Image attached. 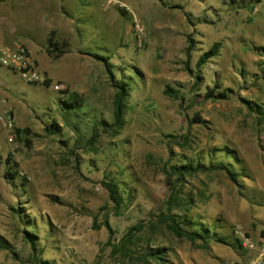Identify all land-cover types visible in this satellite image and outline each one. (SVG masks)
Returning <instances> with one entry per match:
<instances>
[{
	"label": "rangeland",
	"instance_id": "374dc122",
	"mask_svg": "<svg viewBox=\"0 0 264 264\" xmlns=\"http://www.w3.org/2000/svg\"><path fill=\"white\" fill-rule=\"evenodd\" d=\"M122 1L134 13L104 0H54L61 29L47 28L42 19L31 23L32 11L18 4L12 10L0 5L6 24L18 28L14 35L30 38L5 47L27 48L44 77L27 82L0 65V92L16 127L30 129L16 138L12 153L0 127V236L10 244L0 250V264H34L25 230L37 236L41 257L52 264H144L138 256L157 247L163 261L149 264H232L244 258L234 229L249 235L264 229V119L246 105H264V1L257 9L250 0ZM49 38L62 47L59 58L47 53ZM216 43L218 55L198 65ZM123 82L128 94L116 128L115 85ZM214 87L230 90L228 98L207 99ZM73 92L82 107L68 115L64 101ZM196 114L205 123H193ZM52 123L58 134L47 131ZM170 136L189 143L172 144ZM7 157L16 163L15 179L5 178ZM183 160L222 162L238 173L232 181L221 169L201 172L183 186L193 201L186 213H173L215 233L207 241L178 237L159 220L170 196L163 166ZM107 180L122 190L119 210ZM106 219L115 231L110 241ZM139 224L127 253L121 237Z\"/></svg>",
	"mask_w": 264,
	"mask_h": 264
},
{
	"label": "trees",
	"instance_id": "16d2710c",
	"mask_svg": "<svg viewBox=\"0 0 264 264\" xmlns=\"http://www.w3.org/2000/svg\"><path fill=\"white\" fill-rule=\"evenodd\" d=\"M255 3H259L260 0H250ZM123 12V11H122ZM49 46L47 47V53L49 55H55L56 57H60L64 51L62 47L60 46L58 41H54V39L49 38L48 39ZM220 44L216 43L214 45V48L203 54L199 60L198 65H202L207 60H209L211 57H214L218 55ZM262 50H264V47H261ZM199 79V77H196V81ZM45 84L49 86L51 84V80L47 79L45 81ZM198 84V81H197ZM116 89V96H115V108L113 110V115L115 122L112 125L113 127L120 128L123 124V115H124V106H125V98L129 87V84L123 83H117L115 85ZM230 90H227L229 92ZM167 93H171L172 96L175 99H179L180 95L175 89L168 88ZM226 90L223 91H217V89L211 88L208 92L205 93V97L207 99H227ZM247 108L251 112L257 113L260 120L264 119V105L262 104H254L250 101H246ZM64 107L65 111L69 114L72 112H77L79 108L82 107V99L81 97L76 94V92H73L70 94V98L66 99L64 101ZM193 123H205L204 120L200 117L199 114H196L194 119L192 120ZM47 131H49L52 134H58L60 132V127L56 125L55 123H52L50 127L47 128ZM15 132L17 135V139L21 138L23 135H27L30 133L29 128L25 129H19L15 128ZM98 135V132L94 133V138ZM172 138L171 143L179 145L183 147L185 144L187 145L189 143V139L187 137L184 138L183 142H180L177 137L170 136ZM26 143L30 145V140H26ZM224 152L231 155L232 158H235V155L232 151H230L227 148H224ZM170 155H174V152L172 148H170L169 151ZM11 157L6 158V162L8 164L7 170L5 172V178L7 179H15V177L19 176V173L16 169V163L13 162V164L10 165ZM170 162L164 164L163 171L166 178V185L170 190V196L165 201V206L167 207L168 213H161L160 214V221H164V223L167 224L169 229L178 237L185 238L189 241H195L197 238H201L204 241H207V238L215 237V233H213L209 228L204 226V224H201L200 221H195L193 217H189L187 214H174L173 211H183L187 212V208L189 205H191V202L193 201V198H185L183 196V186L188 182L189 177H194L198 175L199 173L203 172H210L214 171L216 169H221L222 171H225L229 178L232 181H236L238 177V173L234 172V170H231L228 168L225 163L222 162H210L208 164H203V162H198L194 160L190 161H181L180 163L169 165ZM109 178V177H108ZM24 185V184H22ZM103 185L107 188L109 191V200L113 203L114 208L116 210H119L123 203H124V197L122 195V190L120 189L119 185L113 181V180H107L103 182ZM104 224H106L108 231H109V241L111 240V237L114 236L115 231L110 226L108 219L105 220ZM185 226L189 227L186 228ZM142 230V225L139 224L138 226L132 227L127 234L121 237L120 240V248L124 249L127 253H130V249L128 248L129 245L134 244V238L136 237L135 232ZM24 238L28 241V243L31 246L32 252L30 253L29 261H31L34 264H52L51 261L43 259L41 257V254L43 253L42 249H39L38 247V239L33 232L30 230L24 231ZM262 234L264 235V229L262 230ZM206 243V242H205ZM110 244V243H109ZM112 246V243H111ZM116 245L113 244V251H116L115 248ZM10 244L0 236V250H9ZM165 256V252L163 251L162 247H157L155 249H150L149 252L146 254H142L138 256L139 261L143 262L144 264H149V259H152L156 262L163 261V257Z\"/></svg>",
	"mask_w": 264,
	"mask_h": 264
},
{
	"label": "built area",
	"instance_id": "2783aa9c",
	"mask_svg": "<svg viewBox=\"0 0 264 264\" xmlns=\"http://www.w3.org/2000/svg\"><path fill=\"white\" fill-rule=\"evenodd\" d=\"M108 5H116L125 11L134 13L132 8L122 0H104ZM264 0H260L262 2ZM24 46L19 44L15 49L0 45V65L2 68L18 73L22 79L27 82H43L44 77L37 71L34 61L28 54ZM55 89L58 91L62 88L56 84ZM15 116L12 109L7 107L6 100L0 92V127L6 134L5 146L14 153V144L16 140ZM0 143V162L4 158L5 146ZM8 158V157H7ZM234 236L239 249L243 252L244 258L235 261L232 264H264V235L262 231L258 235H249L238 227L234 229Z\"/></svg>",
	"mask_w": 264,
	"mask_h": 264
},
{
	"label": "crops",
	"instance_id": "0c3cea01",
	"mask_svg": "<svg viewBox=\"0 0 264 264\" xmlns=\"http://www.w3.org/2000/svg\"><path fill=\"white\" fill-rule=\"evenodd\" d=\"M248 1V0H247ZM232 2H234L232 0ZM52 3H54V0H0V5L6 6L9 10L14 9L12 6L14 4H18V7H22V11L26 10L28 12L29 10L32 11L34 19L31 23L35 24V21H42L44 22L45 26L50 29L59 28L61 29L63 26L64 18L62 16L56 17V13H58V10L53 7ZM254 8L257 9L256 4L252 2ZM180 6V5H179ZM181 7V6H180ZM8 10V11H9ZM22 23H27L26 20H23ZM30 23V25H31ZM15 24L11 23L10 26L6 24V22L3 20L2 14H0V45H3L4 47L7 46L6 43L9 42H15L17 43L20 38L22 39H30L29 37H24L22 34L16 33L14 35V31H18V28L14 27ZM12 27V28H11ZM14 39L12 40L11 38ZM18 37V38H17ZM1 75V74H0Z\"/></svg>",
	"mask_w": 264,
	"mask_h": 264
}]
</instances>
